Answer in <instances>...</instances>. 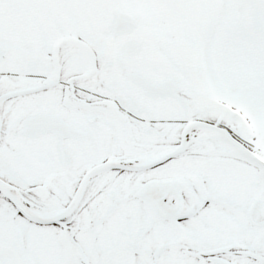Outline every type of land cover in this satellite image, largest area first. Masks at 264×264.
<instances>
[{"label": "snow or ice", "instance_id": "1", "mask_svg": "<svg viewBox=\"0 0 264 264\" xmlns=\"http://www.w3.org/2000/svg\"><path fill=\"white\" fill-rule=\"evenodd\" d=\"M0 264H264V0H0Z\"/></svg>", "mask_w": 264, "mask_h": 264}]
</instances>
